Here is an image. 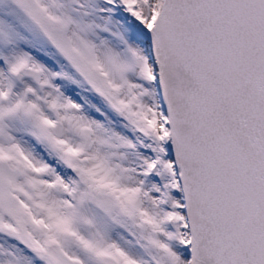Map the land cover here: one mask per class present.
Masks as SVG:
<instances>
[{
    "label": "snow or ice",
    "instance_id": "obj_1",
    "mask_svg": "<svg viewBox=\"0 0 264 264\" xmlns=\"http://www.w3.org/2000/svg\"><path fill=\"white\" fill-rule=\"evenodd\" d=\"M0 264H264V0H0Z\"/></svg>",
    "mask_w": 264,
    "mask_h": 264
}]
</instances>
